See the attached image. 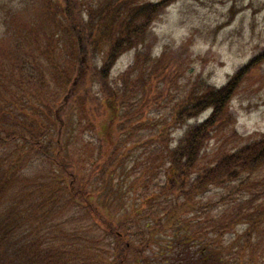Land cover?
Instances as JSON below:
<instances>
[{
  "label": "trees",
  "instance_id": "trees-1",
  "mask_svg": "<svg viewBox=\"0 0 264 264\" xmlns=\"http://www.w3.org/2000/svg\"><path fill=\"white\" fill-rule=\"evenodd\" d=\"M177 1L0 0V264H264V180L245 181L264 167V135L197 168L235 123L243 74L179 86L178 64L150 42ZM134 149L146 154L128 182L138 200L119 194ZM235 183L252 199L203 203ZM56 207L82 221L51 238Z\"/></svg>",
  "mask_w": 264,
  "mask_h": 264
},
{
  "label": "rangeland",
  "instance_id": "rangeland-1",
  "mask_svg": "<svg viewBox=\"0 0 264 264\" xmlns=\"http://www.w3.org/2000/svg\"><path fill=\"white\" fill-rule=\"evenodd\" d=\"M160 2L164 0H140V4ZM166 4L152 26L150 42L154 57L165 52L169 60L178 64L179 71L183 74L179 86L193 84L197 79L204 78L216 88H222L242 70L239 87L230 101V115L235 123L227 131L218 130L213 134V139L197 166L207 168L214 164L219 155L239 149L264 135V0H181ZM132 57V54H127L118 60L113 78L126 70L132 62ZM167 113V109L159 110L162 116ZM207 115L204 114L198 120L202 121ZM193 122L195 121L190 124H194ZM185 129L182 127L173 130L171 138L177 139ZM86 131L88 139V136H96L88 132L89 130ZM145 157L143 150H133L126 162L131 170L126 171L119 179L124 180L120 184L122 191L119 194L134 199L140 195V185L132 189L129 188L128 182L141 176ZM248 178L249 180L245 181L264 180V167ZM161 182L156 183L159 186ZM235 187L240 186L235 183L228 188L211 187L202 201L207 203L210 200L223 199L230 205L232 203L229 200L232 197L248 201L252 199V195L237 191ZM255 199L257 203L262 200L258 199V193ZM56 209L58 207L54 208L48 217L53 219L54 223L49 237L58 238L65 232L64 229L70 232L79 228L81 215L75 214L71 208H64L62 211ZM225 210L227 211V208ZM71 216L73 218H70ZM22 219L24 227L27 219L31 225L28 214H24ZM240 229L241 227L238 228ZM78 241L83 245L84 240ZM71 243L70 240L69 244Z\"/></svg>",
  "mask_w": 264,
  "mask_h": 264
}]
</instances>
